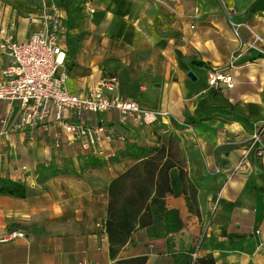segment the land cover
<instances>
[{
	"label": "crops",
	"instance_id": "0c3cea01",
	"mask_svg": "<svg viewBox=\"0 0 264 264\" xmlns=\"http://www.w3.org/2000/svg\"><path fill=\"white\" fill-rule=\"evenodd\" d=\"M40 4L0 0V28L27 40L43 28ZM80 13L83 22L67 26L63 19L69 89L85 94L114 76L121 99L167 114L150 125L116 109L89 115L86 124L103 125L113 140L85 152L64 133L57 146L59 129L50 123L17 129V103L0 100V177L27 186L25 197L0 195V237L23 233L0 241V264H116L137 256L145 264H174L173 251L192 247L215 264H264V153H251L238 168L264 122V0H84ZM252 32L262 38L257 47L247 46ZM8 62L0 54V70ZM216 69L232 77L231 88L209 85L207 73ZM165 134L179 142L198 213L188 211L183 194L166 195L182 229L168 234L155 217L111 259L108 186L134 162L121 151L132 143L157 145ZM60 152L81 163L74 170L57 166ZM88 156L103 163L91 166ZM49 165L64 171L52 174Z\"/></svg>",
	"mask_w": 264,
	"mask_h": 264
},
{
	"label": "built area",
	"instance_id": "2783aa9c",
	"mask_svg": "<svg viewBox=\"0 0 264 264\" xmlns=\"http://www.w3.org/2000/svg\"><path fill=\"white\" fill-rule=\"evenodd\" d=\"M43 16L42 30L33 33L25 41H17L11 33L0 28V54H5L9 62L0 70V100L14 101L19 107L16 128L32 131L50 123L56 132V144H60L61 133L68 135L69 142H78L82 151H89L95 145L101 147L103 141L111 142L113 136L103 125L89 127L86 118L100 115L111 109L135 121L150 125L167 113L149 110L134 100L121 99L116 94V78L105 76L85 94H76L68 87V71L64 64L63 41L66 26L61 9L54 3ZM262 38L252 32L248 47H257ZM263 52V51H262ZM208 83L212 87L231 88L230 75L220 70H209ZM264 122L250 135L243 147L238 168L243 167L251 153H264L261 132ZM20 231H13L1 237L7 241L22 237Z\"/></svg>",
	"mask_w": 264,
	"mask_h": 264
},
{
	"label": "trees",
	"instance_id": "16d2710c",
	"mask_svg": "<svg viewBox=\"0 0 264 264\" xmlns=\"http://www.w3.org/2000/svg\"><path fill=\"white\" fill-rule=\"evenodd\" d=\"M264 140V131L261 132ZM121 156L133 160L131 166L113 178L108 186V202L104 230L109 243V257L115 259L137 228H143L159 218L166 233H176L183 227L179 211L167 208L166 195L185 196L188 211L198 213L196 188L187 178L185 163L177 138L171 134L159 137L157 145L132 143L121 151ZM91 166L103 161L88 156ZM52 174L63 172L52 165L45 167ZM27 186L19 181L0 177V195L25 197ZM155 211L152 212L151 208ZM195 247L173 251L174 264H215L211 254L197 256ZM145 256L118 259L116 264H145Z\"/></svg>",
	"mask_w": 264,
	"mask_h": 264
},
{
	"label": "rangeland",
	"instance_id": "374dc122",
	"mask_svg": "<svg viewBox=\"0 0 264 264\" xmlns=\"http://www.w3.org/2000/svg\"><path fill=\"white\" fill-rule=\"evenodd\" d=\"M52 3H54L57 7H59L60 9H63L65 11V15L63 16V19L66 18V20H64V21L66 22L67 26H69V24H71V23L77 24L79 22H83L87 18L86 15L81 16V13H80L82 8H83L84 0H41V4L39 6L40 8L37 11V14H38V18L40 16V19L42 21H43V16L45 14L44 12L47 10L49 11ZM69 58H71V57H69ZM76 152H79V150L76 149ZM64 153L60 152L58 154L63 156ZM70 155H71V152H70ZM78 155H79V153L77 155H75V159H77ZM72 156H73V154H72ZM59 159L60 160L58 161L57 166H59L63 169L69 168V169L74 170L77 168V162L79 164L81 163L79 160L76 161V163H75V160H73V162L69 161L68 157H66V156H63ZM52 165H55V164H52ZM2 237H6V235L2 236Z\"/></svg>",
	"mask_w": 264,
	"mask_h": 264
},
{
	"label": "water",
	"instance_id": "95a60500",
	"mask_svg": "<svg viewBox=\"0 0 264 264\" xmlns=\"http://www.w3.org/2000/svg\"><path fill=\"white\" fill-rule=\"evenodd\" d=\"M187 77L190 78V79H195V76H194V74L192 73V71H189V72L187 73Z\"/></svg>",
	"mask_w": 264,
	"mask_h": 264
}]
</instances>
